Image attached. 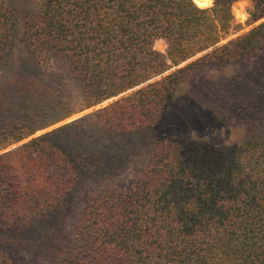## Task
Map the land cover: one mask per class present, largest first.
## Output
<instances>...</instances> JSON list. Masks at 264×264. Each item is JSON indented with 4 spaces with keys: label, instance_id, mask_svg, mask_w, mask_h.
<instances>
[{
    "label": "trees",
    "instance_id": "16d2710c",
    "mask_svg": "<svg viewBox=\"0 0 264 264\" xmlns=\"http://www.w3.org/2000/svg\"><path fill=\"white\" fill-rule=\"evenodd\" d=\"M235 1L42 0L19 24L0 0V57L10 61L18 45L27 56L0 72V237L27 238L34 264H264V135L219 146L165 132L256 121L249 87L235 78L174 107L191 70L247 61L264 45V21L221 42ZM253 2L263 14L264 0ZM46 66L61 69L59 90ZM92 106L93 127L85 115L30 136ZM94 130L125 137V147L103 156L86 137ZM140 154L124 189L84 194L68 231L82 176L99 181L111 161L127 168ZM0 264L20 263L0 246Z\"/></svg>",
    "mask_w": 264,
    "mask_h": 264
},
{
    "label": "rangeland",
    "instance_id": "374dc122",
    "mask_svg": "<svg viewBox=\"0 0 264 264\" xmlns=\"http://www.w3.org/2000/svg\"><path fill=\"white\" fill-rule=\"evenodd\" d=\"M5 2L14 10L19 24H22L27 18L38 11L42 0H5ZM212 2L213 0H211L209 4H201L200 6L207 7L210 6ZM239 10L242 12V16L237 14V11ZM231 11L233 14L232 26L229 28L227 33L221 37V42L233 39L250 29L253 25L264 21V13H255L253 0H236L231 6ZM154 47L156 50L165 53L166 44L164 40H157ZM199 55H196L194 58ZM10 57V61L5 63L3 61H5L6 57H0V72L9 71V68L12 70L13 68L22 67L20 64L24 65L27 63V56L25 52L22 51L21 45H18L14 49V51L10 54ZM186 62L181 63L179 66L184 65ZM43 69L47 74L51 75L52 78L54 77L52 82L56 89L59 90L61 88V84L59 83L61 82L59 79L60 75H62L61 69L58 66H46ZM172 69H174V66L169 70ZM233 78H235L236 81L248 85L249 91L245 94V98L249 101V106L251 108L248 118L251 120L256 119L255 122L248 123L247 126L244 125L242 127L240 124L235 123L233 125L225 124L212 128L205 127L204 129L199 127H182L178 124V126H174L165 132L179 139L197 140L219 146L228 144L245 133L264 135V45L260 51L247 61L209 63L191 70L184 77L176 93L174 105V107H176L175 110L179 108L178 104L180 105L185 101L188 94L194 93L200 88L205 87V83L209 81L225 82ZM260 78L263 80L258 81ZM247 80L250 82L247 83ZM97 107L98 106H92L73 112L68 116L52 122L51 124L36 129L30 134V136L47 132L55 127L69 123L75 119H79L82 116L92 115L91 113ZM85 123L86 127H93L94 124L92 116H89V119ZM90 134H93V137L89 136ZM88 136L92 138V140H96L97 145L95 146L101 150L103 156H110L115 153L117 154V151L120 148L125 147V137L111 138L98 130H94L86 134V137ZM94 144L95 141L92 142L91 145ZM111 163L112 166L108 167L109 170L106 173H103L105 175L100 177L99 181H97L96 178L89 177L88 179L86 176H82L71 197L70 207L66 212V224L68 231H72L74 229L76 217L82 208L85 193H88L97 187H117L119 189H124L125 186L135 177L136 172L142 168L144 159L143 155L140 154L139 159L133 158V161H130L127 168H125V161L120 165L113 164V161H111ZM28 241L29 240L27 238H24L18 242L11 240L10 237L6 235H3L0 237V246L5 249L6 253L16 262L20 264H34L36 257L30 253Z\"/></svg>",
    "mask_w": 264,
    "mask_h": 264
}]
</instances>
